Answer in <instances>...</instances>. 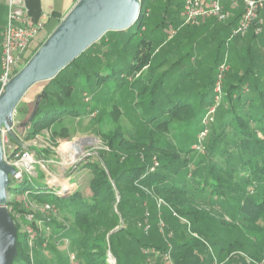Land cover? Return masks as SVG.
Wrapping results in <instances>:
<instances>
[{
  "label": "trees",
  "instance_id": "obj_1",
  "mask_svg": "<svg viewBox=\"0 0 264 264\" xmlns=\"http://www.w3.org/2000/svg\"><path fill=\"white\" fill-rule=\"evenodd\" d=\"M147 2L148 0H142V13L136 24L139 33L146 31L151 22L149 9H144ZM156 2L157 0H153L152 6ZM166 13L165 11L158 19L160 24L157 22L155 28H165L169 24L166 23ZM182 28L181 16V21L165 29L163 44L172 43L169 36L173 31H177L173 41L176 40L180 34L179 29ZM135 35L137 33L130 35L131 41ZM104 39L105 36L50 81L42 92L45 96L35 118L28 122L24 141H33L37 136L44 137V131H51L52 139L48 141L56 145L58 137H70L66 129L61 132L52 130L56 123L65 118H79L83 114H89L76 106L73 99L76 83L69 73L95 46H102ZM155 43L152 36L142 39L131 65L126 72H120L119 80L116 81L119 86L121 82L131 83V92L142 88V93L149 92L152 97L164 95L161 94L164 79L181 61L177 59L170 65L158 58L160 51L154 50ZM221 46L222 43L214 58L215 68H219L224 62L219 56ZM40 47L30 49L28 57L34 52L33 56ZM32 56L27 57L26 63ZM158 70H163L162 74H157ZM244 72L246 77L240 80L237 76H225L222 98L228 102L226 109L222 108L224 104L222 106L221 102H216L217 76L211 73L207 80L199 81L202 89L198 94L199 99L195 101L198 107L194 101L178 102L163 110V120L157 128L147 127L135 143L122 142L125 138L120 133L111 137L106 145L112 149V157L105 158L108 152H103L98 157L101 163L86 160L80 165L88 169L91 175L85 192L79 186L59 194L60 189L49 184L32 187L33 180L27 178L19 187L14 188V185L15 198L29 193L30 200L39 207L49 204L55 212L48 216L44 213L38 214L37 211L36 220L42 223V227L34 224L36 236L33 245L29 244V254L19 240V236L23 234L25 241H30V236L24 231L23 215L26 214V209L21 203L10 199V216L18 231V254L13 264H32L33 251L40 253L47 249L50 246V237L53 240H68L57 230L62 228L64 232L68 231L70 221L73 226V239L69 242L72 250L77 253L78 264H109V252L114 255L118 264H147L142 258L145 251L149 253L150 249L160 254H169L174 264H204L198 250L205 243L200 237L214 238L218 231L227 235L221 243L220 239L214 242L215 245L221 244V251L229 254L242 252L253 261L259 260L257 256L254 257V244L258 247L259 244L264 246V89L254 82V97L242 93L241 84L247 82V78L249 81L248 72L251 71ZM78 73L75 78H79L82 71L79 70ZM116 74L115 70L111 75L98 74L97 84L114 79ZM236 79L240 83L237 86L231 83ZM86 81H92L91 74L88 73ZM139 83L141 86L135 87ZM234 99L237 101L234 102ZM154 105L155 101L151 98L150 107ZM215 107V112L209 115ZM202 112L206 113L203 118ZM206 118H209L207 125L204 124ZM194 122L201 123L202 130H208L203 142V152L196 148L202 130L195 135L196 144L185 150L191 139L188 130ZM180 136H183V141L178 143L174 138ZM10 139L15 142L11 137ZM115 142V148L121 154L113 150L112 144ZM38 154L42 156L40 151ZM154 163L158 164L155 168ZM160 199L171 212L194 217L198 226L194 232L199 238L189 239L181 235L171 249L167 245H145L139 240V231L145 232L139 225L144 227L147 209H158ZM69 208H74L71 217L67 213ZM18 214L22 215L21 219L17 218ZM115 230L117 232L111 234ZM133 245L136 246V254H132ZM220 264L239 263L229 259ZM243 264H248L246 259H243Z\"/></svg>",
  "mask_w": 264,
  "mask_h": 264
},
{
  "label": "rangeland",
  "instance_id": "obj_2",
  "mask_svg": "<svg viewBox=\"0 0 264 264\" xmlns=\"http://www.w3.org/2000/svg\"><path fill=\"white\" fill-rule=\"evenodd\" d=\"M152 1L153 0H148L147 4L144 6L145 10L152 9L154 11L156 4L152 6ZM181 1L182 0H176L175 3ZM157 22L158 20L152 17L146 32L139 33L138 26L134 25L126 32H110L106 34L105 39L102 41V46H95L88 54L84 55V57L78 61L76 67L74 66V70L69 73L70 78L76 83L73 99H75L78 109L89 114H83V116L79 117L82 119L65 118L56 123L52 130L61 132L63 129H66L65 131L70 135V137L66 139L58 137L56 145H52L50 141H48V139H52L51 131H44V137L37 136L33 141H29V145L27 144L29 147H26L37 154L38 151H40L42 156L35 153L36 156L44 158L46 164L51 169V171H49L50 174L45 173L44 176L40 168L37 167L36 170L39 176L38 178L33 177L32 187L43 186L48 182L50 183L49 185L55 186H59L60 184L64 186L72 185L70 187L74 189L80 186L85 192L89 186L91 175L88 169L80 165L86 160L101 163L98 157H100V154L103 152H108L105 158L112 157V149L106 145L108 141H111V137L120 133L121 137L126 139L122 141V139L119 138L122 142L127 143L126 141H128L135 143L140 139V136L144 134L147 127L151 129L157 128L163 120V110H167V108L174 106L178 102L197 101L199 99L198 94L202 89L199 81L207 80L208 75L211 73V75L217 76L218 67L215 68L213 64L215 60L212 61V58H216V53L209 55L208 48L202 50L200 47L198 48L199 50L196 48L197 52L202 50L201 52H204L205 59H210V56L212 58L211 61L207 63L204 61L202 64H197L202 65L205 69L207 67L210 68L205 72V75L199 76L197 74L198 70L191 61V58L196 55V50L194 51V49H192V44L188 45L185 43L187 41L180 38L185 32L192 30V27L188 26L179 29L180 34L176 40L173 41L176 36L174 35L170 41L172 43L163 44L166 35L163 30H161V32H156V28L154 27ZM155 32L159 36L154 44V50L156 52L160 51L158 58L167 61L170 65L175 63L177 59L181 61L174 66L175 68L172 72L164 79V88L161 90V94L163 93L164 95L159 97H152L149 92L146 94L142 93V88H140V90L135 89L131 92V83L121 82L119 86V83L116 82L119 80L120 72H126L127 68L131 65L142 39L151 36ZM135 33H137V35H135L131 41L130 35ZM206 34L208 35V33L200 32V43L203 44L206 42V44L203 45L204 47L208 46V43L211 42L210 35L207 36ZM161 37H163L162 43H157ZM239 42H242V45L237 48L234 55V47ZM43 43L39 45L42 46ZM224 43L225 42L222 43L223 48L220 49L219 56L220 59L227 60L229 66L227 77L234 76L235 78L237 76L238 80H240L244 76L246 77L244 71L250 70L251 72H248L250 74L249 81L247 78V82L241 84L243 86L242 93L248 94L249 97H254V84H252L254 83V30L251 29L243 39L242 36L234 38V40L228 44V47L227 44L225 43L226 45H224ZM33 53L34 52H32L30 56H32ZM227 54L230 56V61H228V57H226ZM199 55L203 54L199 53ZM30 56L28 58H30ZM25 64L26 61L20 63V69L23 68ZM79 70L82 71V73L79 75V78H75L77 76L76 74H79ZM113 70L117 73L114 79L111 78L108 82L101 85L97 84L99 81L98 74L100 76L111 75L113 74ZM164 70H167V68ZM162 71L158 70L157 74H162ZM88 73L91 74V82L86 81ZM259 75L257 79H264V66L262 67V71H259ZM234 81L235 82L231 83L235 86L240 84L237 79ZM258 81L260 82V80ZM258 81L257 86L264 89V84ZM49 83L50 82H42L36 84L28 92L18 107L15 116V123L18 125L16 133L19 137H22V139H25L23 133H25L27 128L22 125L29 122L35 108L37 97L42 94ZM139 85L141 86V83L137 84V86L135 84V87ZM151 98L155 101L154 107H150ZM252 100L254 102V98ZM217 101L221 102L222 106L224 104L222 107L223 109L228 107L227 100L222 97ZM235 101H237V99H234V102ZM196 106L198 107L197 104ZM205 114V112H202L201 117L203 118ZM201 127V123L199 122H194L192 124L190 130H188L191 139L186 145L185 150L196 144L197 138H195V135L202 130ZM172 135L174 137V132H172ZM174 140L180 143L183 141V136L179 138L175 137ZM116 144L117 142H115L114 145L112 144L113 150L115 149V151L121 154V151L115 148ZM9 145L13 148L14 142L11 141ZM17 187H19V184H16L14 188ZM14 188L10 190L9 198L20 203L21 196L15 198L16 193ZM163 205V207L158 206V209L155 207L147 209V219L144 222L145 228L141 224L139 225L145 232L139 231L137 237L139 240L144 242L145 245L161 247L167 245L171 249L181 235L189 239L192 237L199 238L198 234L194 232V229L198 227L194 217L182 215L181 213H173L169 207L165 206V204ZM38 208L40 207L38 206ZM31 209L32 210L27 209L26 214L33 213L37 215L36 210L39 211L38 214L42 213L41 208L37 209L33 207ZM73 211L74 208H69L67 210L68 215H70L69 217H71ZM46 215L49 216V214ZM219 217L220 216H217L216 218L220 219ZM68 225V231L64 232L62 228L57 230L68 238V243L64 240L60 241V239L49 240L50 246H48L47 249L40 253L33 251V257L31 258L32 264H70L71 254L75 255L77 259V253L72 250V246L69 242L73 239V234L71 232L73 226L71 221ZM147 226L148 229L146 230ZM225 238H227V235L220 231H218L217 236L214 238L211 236L200 237L205 243V246H202L198 250L202 255L204 264H220L229 259H233L239 264H243V259H246L248 264H260L263 261V244H259V247L254 244V257L257 256V258L260 259H254L253 261L242 252L229 254L227 251H221V244H218V246L215 245L214 242L220 239L221 243V240ZM19 240L23 243L26 252L30 254L31 249L29 248V243L25 241L23 234L19 236ZM135 248L136 246L133 245L131 249L132 254L137 253ZM151 251L150 249V252L145 256V253L143 254L142 261L145 260L147 264H174L169 254H160L158 251ZM108 263L118 264L117 259L111 252H109Z\"/></svg>",
  "mask_w": 264,
  "mask_h": 264
},
{
  "label": "water",
  "instance_id": "obj_3",
  "mask_svg": "<svg viewBox=\"0 0 264 264\" xmlns=\"http://www.w3.org/2000/svg\"><path fill=\"white\" fill-rule=\"evenodd\" d=\"M142 8V0H78L0 95V264H13L18 254V231L8 209L11 176L17 171L4 159L3 129L22 147L13 127L17 109L28 92L36 84L54 80L106 34L130 30L139 21ZM44 96L37 97L29 122L35 118Z\"/></svg>",
  "mask_w": 264,
  "mask_h": 264
},
{
  "label": "built area",
  "instance_id": "obj_4",
  "mask_svg": "<svg viewBox=\"0 0 264 264\" xmlns=\"http://www.w3.org/2000/svg\"><path fill=\"white\" fill-rule=\"evenodd\" d=\"M227 1L230 3L229 8H227L224 4ZM241 4L244 5V11L241 15L239 26L233 31L232 38L239 36L244 37L251 29H254L256 35H260L264 30V19L261 17V12L264 10V0H185L182 12V27L197 26L200 24L202 19L206 18H212L220 23H225L232 18L233 12L237 10ZM7 5L8 21L0 37V95L4 92L5 87L11 79L19 72L20 63L27 59L33 43L36 41L39 33L44 27L43 21H34L23 0H7ZM147 15H149V12ZM176 32L177 31H173L169 36V39L173 38ZM228 70L229 66L227 60H224L218 68L217 83L215 86L217 103H220L217 100L222 97L223 82ZM215 110L216 107L212 108L209 115H212ZM208 121L209 118H206L204 124L207 125ZM13 129L16 133L18 130V125H16V123ZM207 135V129L202 130L199 134L198 145L196 148L201 152L204 151L203 142ZM18 138L20 137L18 136ZM21 141L23 142L22 147L18 146V144L14 142V147L12 148L9 145L11 142L10 136L8 132L3 129L2 143L4 149V159L17 171L15 176H11L13 186L22 183L26 178L29 180H32L33 177L38 178L39 174L36 170L37 167L40 168L44 176L45 173L50 174L49 171H51L50 167L46 164V160H44L41 156L37 157V153L28 148L29 141H24V139ZM157 165L158 164L155 163L154 168ZM154 168L152 170H154ZM47 184L50 183L47 182ZM70 186L72 185L64 186L60 184L55 187L59 188V194H62L74 189ZM20 201L26 210H32L31 208L34 207L37 209L41 208V212L44 214L55 212L49 204H44L38 208V205L35 202L30 201L29 193L22 194ZM163 204H165L164 201L160 199L158 201V206L160 207ZM8 209L11 211L9 206ZM23 217L25 219L24 231L30 236L29 244L32 246L34 237L36 236L34 224L41 228L42 223L37 222L36 215L33 213L24 214ZM17 218H22V215L18 214ZM147 229L148 226L146 227V230ZM47 231L49 232L50 229L48 228ZM64 241L68 243L67 239ZM145 254H148V251H145ZM262 262L260 264H264V260ZM71 263L78 264L75 255L72 254L70 255V264Z\"/></svg>",
  "mask_w": 264,
  "mask_h": 264
},
{
  "label": "crops",
  "instance_id": "obj_5",
  "mask_svg": "<svg viewBox=\"0 0 264 264\" xmlns=\"http://www.w3.org/2000/svg\"><path fill=\"white\" fill-rule=\"evenodd\" d=\"M23 1L27 5L34 21L44 22V27L42 31L39 33L36 41L33 43L31 49H34L35 47H39L41 43H43V41L45 42L47 38L52 34V32L57 28V26L61 23V21L65 18V16L71 11V9L78 2V0H23ZM175 1L176 0H157L154 11L149 9L151 18L154 17L157 20L160 19V17L165 14V11L167 12L166 15H168V18H166L167 21L166 23L169 24L166 25L165 28H161V27L156 28V32H161V30H163V32L165 33V31L167 30L166 28L168 26L172 24L174 25L175 23H178V21H181V16L184 7L183 2L185 3V0H182L179 3L177 2L175 3ZM224 4L227 8L230 7V3L228 1L225 2ZM243 11H244V5L241 4L240 7L233 12L232 18L225 23L216 22V20L212 18L202 19L199 25L191 26L194 30L192 29L188 32H185L184 35L181 36L180 38L187 41L185 43H187L188 45L192 44L191 47L192 49H194V51L196 50V48L197 50H199L198 49L199 47L202 50H204V48L206 49L208 48L210 53L209 55H213L214 53H216L217 48L219 47V45H221V43L225 42L228 47V44L231 41H233L234 38H236V37L232 38V34L233 31L237 29V27L239 26L240 18L241 15L243 14ZM261 17L264 19V10L261 12ZM7 21H8L7 0H0V37L7 24ZM156 32L151 35L155 40H157V38L159 37ZM200 32L208 33V35H210L211 37V42L208 43V46L206 47L203 46L204 44H206V42L203 44L200 43L201 41ZM161 39H163V37H161ZM161 39L159 41H162ZM225 43L224 45H226ZM240 45H242V42H239L238 44L235 45L234 55L236 53L237 48ZM197 50H196V55L193 58H191V61L195 64V67L198 70L197 74L201 76V75H205V72H207L210 68L207 67L205 69L204 67H202V65H197V64L200 63L202 64L204 63V61L205 63H207L211 61L212 57L210 56V59H205L204 52L202 53L201 52L202 50L197 52ZM199 53L203 55H199ZM226 57H228V61H230L229 60L230 56L228 54L226 55ZM213 60L214 58H212V61ZM261 66L262 67L264 66V30L260 35H256L254 31V82H256V84L258 80H260V82L258 81L259 83L264 84V79H257L259 78L258 76H260L259 71L260 72L262 71ZM0 74H1V61H0ZM78 119H82V118H78ZM23 136H25L24 133ZM20 138L22 140V137ZM50 238L53 240V237Z\"/></svg>",
  "mask_w": 264,
  "mask_h": 264
},
{
  "label": "bare ground",
  "instance_id": "obj_6",
  "mask_svg": "<svg viewBox=\"0 0 264 264\" xmlns=\"http://www.w3.org/2000/svg\"><path fill=\"white\" fill-rule=\"evenodd\" d=\"M74 146V145H73ZM83 146V145H82ZM77 147V146H76ZM68 148V147H67ZM71 148V147H70ZM77 148H79V147H77Z\"/></svg>",
  "mask_w": 264,
  "mask_h": 264
}]
</instances>
